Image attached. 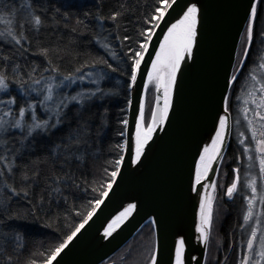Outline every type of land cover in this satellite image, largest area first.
Wrapping results in <instances>:
<instances>
[{"label":"snow or ice","instance_id":"snow-or-ice-1","mask_svg":"<svg viewBox=\"0 0 264 264\" xmlns=\"http://www.w3.org/2000/svg\"><path fill=\"white\" fill-rule=\"evenodd\" d=\"M63 8L51 0H0V256L7 257L3 264H15L12 254L26 246L18 221L40 213L59 220L62 213L67 231L59 230L58 242L45 250L46 256L33 253L43 256L41 264H60L58 257L92 220L125 165H140L154 134L168 126L178 75L187 62L194 61L201 35L199 0L145 4L117 0L107 11L104 0H94L83 18L77 16L72 29L77 49L79 38L90 37L86 51H77L74 63L65 69L59 44L41 40L53 23L58 26L60 20L66 23L71 18ZM262 10L264 0H249L240 45L224 69L212 106L211 142L198 151L189 183L198 197L195 232L205 255L217 189L224 188L223 195L230 201H240L231 240L223 245L224 257L215 264H264V29L255 31ZM126 21L133 24L131 32ZM257 39L261 62L248 68ZM138 81L142 87L134 121L120 118L113 127L110 110L118 95L115 89L126 101L120 113H126L134 107ZM238 84L240 107L233 120L232 95ZM152 89L155 95L149 106ZM233 129L236 167L225 187L211 180L209 173L219 170L213 165L223 161ZM41 141L43 154L33 160ZM37 160L50 164L46 173L42 174ZM136 207L129 203L104 228L103 237H112ZM150 223L159 227L155 219ZM25 264L36 260L29 257ZM148 264H186L185 240H176L174 254L163 262L159 249H152Z\"/></svg>","mask_w":264,"mask_h":264},{"label":"water","instance_id":"water-1","mask_svg":"<svg viewBox=\"0 0 264 264\" xmlns=\"http://www.w3.org/2000/svg\"><path fill=\"white\" fill-rule=\"evenodd\" d=\"M199 3L203 21L195 59L187 62L178 75L168 126L154 134L140 165H125L92 220L58 257L60 264H101L146 224L152 226L154 249H159L162 262L174 254L175 241L184 239L186 264L205 263V246L195 232L198 197L190 191L189 183L194 177L198 151L211 142L212 106L223 84L224 69L235 58L249 0ZM150 53L155 54L151 48ZM145 59L150 64L148 55ZM141 87L138 81L132 97L134 107L126 112L130 122L134 121ZM220 163L213 167L219 169ZM217 172L209 173L211 180H216ZM208 191L211 193L210 188ZM129 203L136 204V209L112 237L105 239L104 228ZM150 219H155L159 227H154Z\"/></svg>","mask_w":264,"mask_h":264},{"label":"trees","instance_id":"trees-1","mask_svg":"<svg viewBox=\"0 0 264 264\" xmlns=\"http://www.w3.org/2000/svg\"><path fill=\"white\" fill-rule=\"evenodd\" d=\"M123 2H128V0H123ZM131 2L145 4L151 2V0H131ZM51 3L65 6L62 11L66 10L70 13L71 18L68 19L66 23L63 20H60L58 26L56 23H53L51 30L42 34L41 40L45 44L51 46L59 44L60 48L63 49V51L59 53L63 56L61 65L63 68L67 69L74 63L73 58L76 56L77 51L81 53L86 51L84 45L90 37L84 36L79 38V49H77L75 47L76 37L72 32V29L76 26L77 16L79 15L80 18H83V12L93 6L94 0H51ZM104 5L106 11L110 10L117 5V0H104ZM133 20H135V18H133ZM125 23L131 32L133 24L127 23V21ZM80 58L83 59V56ZM115 91L118 95L113 98L110 110L114 122L113 127L118 126V119L126 117V113H120V108L125 107L126 104L124 96L120 92L119 88L115 89ZM233 101L234 99L232 98L233 110L231 116L233 120H235L237 118V114L236 106ZM44 143V141H41L36 145V155L31 157V159L36 160L37 156H42ZM234 148L235 129H233V137L230 139V146L228 147L223 159L226 163V171L228 173L227 179L230 178L229 173L231 169L236 167V164L234 163ZM36 162L39 165L42 174L46 173L51 167L50 164L42 162L41 160H37ZM37 193H39V189H37ZM224 208L226 210V215L224 216L219 228L221 234V245L222 241L224 244L230 241V233L233 231V226L237 221V216L240 211V201L238 199L235 202L227 201L224 204ZM53 211L55 212V209ZM75 222H78V220ZM17 223L20 227H22L23 232L26 234L24 240L26 246L19 253L14 252L12 254V259L15 261V264H25V261L29 257L35 259L36 264H41L43 256L33 255V253H43L46 256L47 252L45 250L58 242L59 230L64 229L67 231L62 213L60 214L59 220H56L55 217L49 219L45 217L43 213H40L36 218L29 217L28 219L20 220ZM46 224H51L52 227H46ZM0 243H3V241H0ZM152 249H154V233L152 226L150 224H146L133 236L131 240H129L108 260L103 262V264H148V257ZM9 250L11 251V249ZM219 250L217 247L216 251ZM6 258V256H0V264H3V261Z\"/></svg>","mask_w":264,"mask_h":264},{"label":"rangeland","instance_id":"rangeland-1","mask_svg":"<svg viewBox=\"0 0 264 264\" xmlns=\"http://www.w3.org/2000/svg\"><path fill=\"white\" fill-rule=\"evenodd\" d=\"M154 95H155L154 89L150 90L148 93L149 106L153 102ZM227 174L228 173L226 171V163L223 160L221 161V165H220L215 181H217L219 184L225 185L226 187L227 182L229 180V178L227 179ZM224 190H225L224 188L217 189L216 199L213 204V223H212V229H211V238H210V242L207 247V255H206L207 259H210L212 255L213 256L215 255L218 244H219V248L221 247V242H220L221 240H220V236L218 232H219L221 222L224 216L226 215L224 204L225 202L230 201L226 196L223 195Z\"/></svg>","mask_w":264,"mask_h":264},{"label":"flooded vegetation","instance_id":"flooded-vegetation-1","mask_svg":"<svg viewBox=\"0 0 264 264\" xmlns=\"http://www.w3.org/2000/svg\"><path fill=\"white\" fill-rule=\"evenodd\" d=\"M261 29H264V10H262L260 12L259 19L256 21V24H255V31H256V33H259L261 31ZM239 45H240V41H239L238 47H239ZM238 47H237V49H238ZM259 48H260L259 40L257 39L254 42L253 50H252V53H251V55L249 57L248 68L256 67L261 62L259 60V56L261 55V53L259 51ZM253 61H255V63H253ZM243 80H244V77H241V81L242 82H243ZM240 94H241V89H240V86L238 84L236 86V88L233 90V97H232L234 99L233 102H234V104L236 106V114H238V109L240 107V102L236 100V96L237 95H240ZM239 118L242 119V114L240 115ZM218 233H219V236H220L221 235L220 234V231ZM229 240H231V238ZM223 245H224V243L222 241V245H221L220 250L219 251H216L215 255L214 256L212 255V257H210V259H207V257H206L204 264H215V261L217 259H221L222 260L223 257H224V254H225L224 251H223Z\"/></svg>","mask_w":264,"mask_h":264},{"label":"bare ground","instance_id":"bare-ground-1","mask_svg":"<svg viewBox=\"0 0 264 264\" xmlns=\"http://www.w3.org/2000/svg\"><path fill=\"white\" fill-rule=\"evenodd\" d=\"M220 165H221V163H220ZM219 168H220V166H219ZM219 171V170H218ZM217 174H218V172H217Z\"/></svg>","mask_w":264,"mask_h":264}]
</instances>
